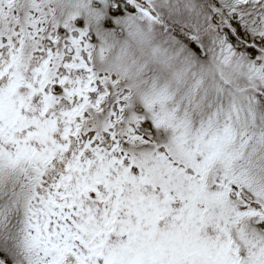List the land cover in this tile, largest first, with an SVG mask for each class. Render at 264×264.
Returning a JSON list of instances; mask_svg holds the SVG:
<instances>
[{
    "label": "snow or ice",
    "instance_id": "1",
    "mask_svg": "<svg viewBox=\"0 0 264 264\" xmlns=\"http://www.w3.org/2000/svg\"><path fill=\"white\" fill-rule=\"evenodd\" d=\"M0 264H264V0H0Z\"/></svg>",
    "mask_w": 264,
    "mask_h": 264
}]
</instances>
